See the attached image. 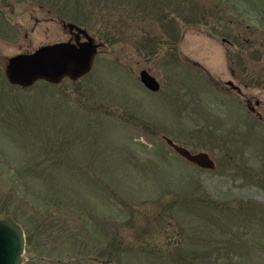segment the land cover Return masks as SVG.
I'll list each match as a JSON object with an SVG mask.
<instances>
[{"label":"rangeland","instance_id":"374dc122","mask_svg":"<svg viewBox=\"0 0 264 264\" xmlns=\"http://www.w3.org/2000/svg\"><path fill=\"white\" fill-rule=\"evenodd\" d=\"M64 21L101 42L91 70L10 83ZM0 215L23 264H264V0H0Z\"/></svg>","mask_w":264,"mask_h":264},{"label":"water","instance_id":"95a60500","mask_svg":"<svg viewBox=\"0 0 264 264\" xmlns=\"http://www.w3.org/2000/svg\"><path fill=\"white\" fill-rule=\"evenodd\" d=\"M63 26L73 34V39L40 44L31 51L17 52L7 58L4 73L10 83L29 86L39 79L57 83L63 77L77 79L91 70L101 42L73 21H64ZM139 79L150 90L160 87L159 80L144 67L139 71ZM228 82L233 84L232 80ZM163 137L188 161L202 168L215 167V160L207 150L193 151L169 136ZM25 245L22 223L11 215H0V264H23Z\"/></svg>","mask_w":264,"mask_h":264},{"label":"flooded vegetation","instance_id":"af4514ba","mask_svg":"<svg viewBox=\"0 0 264 264\" xmlns=\"http://www.w3.org/2000/svg\"><path fill=\"white\" fill-rule=\"evenodd\" d=\"M72 35H73V34H72ZM228 80H232V79H228ZM228 80H226V83H227L228 85H230L231 88L236 89L237 92L241 93V89H240L239 85L235 84L234 82H233V84H232V83H229ZM232 81H233V80H232ZM233 85H235V86H233ZM259 102H260L259 99L256 98V99H255V103L258 104ZM247 103H248L249 107H251V109H253V106L249 104V103H250V100H249V99H247Z\"/></svg>","mask_w":264,"mask_h":264},{"label":"trees","instance_id":"16d2710c","mask_svg":"<svg viewBox=\"0 0 264 264\" xmlns=\"http://www.w3.org/2000/svg\"><path fill=\"white\" fill-rule=\"evenodd\" d=\"M23 227L25 230L26 244L28 245L31 243V234L26 226L23 225ZM177 264H205V263H177Z\"/></svg>","mask_w":264,"mask_h":264}]
</instances>
